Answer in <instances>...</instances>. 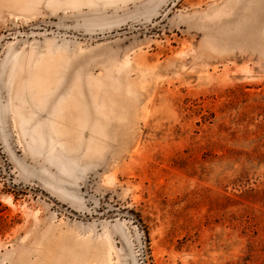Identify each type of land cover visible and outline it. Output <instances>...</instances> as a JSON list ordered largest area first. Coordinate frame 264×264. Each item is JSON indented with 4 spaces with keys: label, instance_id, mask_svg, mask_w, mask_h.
<instances>
[{
    "label": "rangeland",
    "instance_id": "rangeland-1",
    "mask_svg": "<svg viewBox=\"0 0 264 264\" xmlns=\"http://www.w3.org/2000/svg\"><path fill=\"white\" fill-rule=\"evenodd\" d=\"M0 264H264V0H0Z\"/></svg>",
    "mask_w": 264,
    "mask_h": 264
}]
</instances>
